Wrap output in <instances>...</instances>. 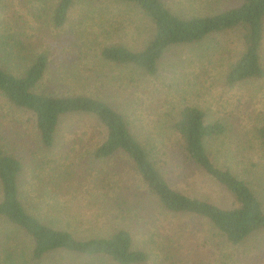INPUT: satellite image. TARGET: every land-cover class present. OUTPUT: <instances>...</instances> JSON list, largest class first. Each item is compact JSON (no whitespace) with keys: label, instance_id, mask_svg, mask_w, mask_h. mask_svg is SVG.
Segmentation results:
<instances>
[{"label":"rangeland","instance_id":"1","mask_svg":"<svg viewBox=\"0 0 264 264\" xmlns=\"http://www.w3.org/2000/svg\"><path fill=\"white\" fill-rule=\"evenodd\" d=\"M164 1L177 12L171 3L174 0ZM57 3L58 0H0V66L17 75L26 65V60L17 57L18 54H48L49 78L37 92L70 91L107 100L127 117L134 135L147 147H154L158 167L174 189L231 208L232 197L188 160L180 138L171 128L182 109L200 108L209 122L219 121L228 128L222 138L210 143L212 158L240 179L250 181L264 206V145L257 135L264 125V79L234 87L227 85L228 66L240 55L233 53L239 45L234 35L171 49L160 63L158 74L151 77L135 66L103 60L100 47L120 44L140 51L151 39L150 22L114 7L103 24L99 20L97 24L82 25L79 20L85 4L78 0L68 24L57 29L51 17ZM19 40L24 42L26 50L21 46L11 50L1 45ZM217 41H223L222 47H217ZM8 53L12 55L6 56ZM91 124L90 119L78 115L64 117L57 134L59 145L53 151L47 150L40 142L33 114L15 108L0 93V147L24 164L21 193L27 205L43 204L50 197L56 207L57 225L79 238L104 234L108 229L98 221V209L108 200L105 194L115 183L124 187L125 192L119 193L128 197L137 210L132 230L136 246L143 247L152 238L150 248L146 244L152 253L148 264H264V231L241 245H232L206 220L188 214L164 213L130 172L132 169L124 157L102 163L94 161L91 152L100 144V135L79 147L80 130ZM67 139L77 141L73 150L64 149L60 142ZM84 179H105L102 188L106 189L99 192L98 186L91 185L95 188L93 197H82L83 194L55 188L61 181L67 184L78 181L79 185ZM0 231H6L2 222ZM92 261L56 252L45 264Z\"/></svg>","mask_w":264,"mask_h":264},{"label":"trees","instance_id":"2","mask_svg":"<svg viewBox=\"0 0 264 264\" xmlns=\"http://www.w3.org/2000/svg\"><path fill=\"white\" fill-rule=\"evenodd\" d=\"M76 1L58 0L51 15L55 28L62 29L68 24ZM79 2L85 4L83 17L79 20L82 25L97 24L99 20L103 24L114 7L135 13L152 25L151 39L140 51L120 44L100 45L101 57L105 61L132 65L155 77L160 63L171 49L196 46L210 40L213 42L216 38L224 40L234 35L240 49L236 51V46L233 53L240 55L228 66L227 85L234 87L264 79V0L171 1L179 14L172 11L164 0ZM215 43L217 47H222L223 41ZM9 44L1 45L11 50L17 46L26 50L22 40ZM18 56L26 60L19 74L0 66V93L15 108L33 114L40 142L45 149L53 151L59 145L57 134L64 117L78 115L90 119L92 124L80 130L79 147L83 148L93 136L100 135V144L91 152L93 160L102 163L124 157L132 169L130 172L164 213L188 214L206 220L219 235L235 246L264 231V206L253 184L240 179L230 168L219 166L209 153L210 143L222 138L228 131L223 123L209 122L203 110L188 106L180 111L171 128L180 138L188 160L232 197L231 208H222L174 189L158 167L154 147L143 144L132 132L127 117L107 100L70 91L61 94L37 92L36 89L49 78L51 62L48 54ZM257 135L264 145V125L257 130ZM60 142L65 145L64 149L69 147L71 150L78 144L74 139ZM23 174L22 161L0 147V222L6 226V231H0V264H45L47 258L56 252L93 260L90 264H148L151 261L152 253L146 244L150 248L152 238L145 246H136L132 230L135 229L137 210L131 206L128 197L119 193L125 192L122 185L112 183L111 190L105 194L108 200L98 209V221L103 222L104 229L108 230L104 234L79 238L56 224V207H53L50 197L43 204L29 202L27 205L21 193ZM106 182L105 179H84L78 185V181L75 184L61 181L62 185L56 184L55 188L67 189L79 196L83 194L82 197H93L95 188L91 185L98 186L101 192L106 189L102 188ZM154 234L151 233L150 237Z\"/></svg>","mask_w":264,"mask_h":264}]
</instances>
